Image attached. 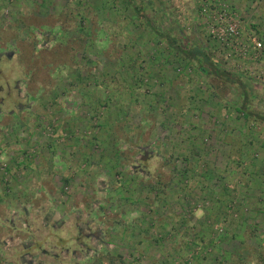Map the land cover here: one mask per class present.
<instances>
[{"label":"rangeland","instance_id":"374dc122","mask_svg":"<svg viewBox=\"0 0 264 264\" xmlns=\"http://www.w3.org/2000/svg\"><path fill=\"white\" fill-rule=\"evenodd\" d=\"M158 1L253 115L122 0H0V264L34 239L38 264H264V0ZM223 8L253 60L212 38Z\"/></svg>","mask_w":264,"mask_h":264},{"label":"trees","instance_id":"16d2710c","mask_svg":"<svg viewBox=\"0 0 264 264\" xmlns=\"http://www.w3.org/2000/svg\"><path fill=\"white\" fill-rule=\"evenodd\" d=\"M122 1H124L128 7L132 8L137 17L144 19L147 26H150V29L157 37L165 39L169 45H172L176 52L182 55L184 60H195L199 66V69H202L208 75L216 77L230 86L239 89L241 105H238L236 108L238 110L243 109L247 116L253 115V112L247 107L248 99L251 97L252 93L251 89L246 86V81L252 80L250 76L244 75L237 70H227L225 66L221 65L218 58H216L211 51L204 50L199 45L191 42L188 36L184 34V32L179 28L177 21L172 16L167 15L166 7L162 2L158 0H152L153 4L154 2L157 3L155 11L158 18L155 19L146 12L145 4L149 0ZM165 19L169 23L173 34L168 32V30H166L164 27ZM260 118L264 121V116H261ZM60 230L61 228L56 230L55 234H52V238H55L56 243L63 244L65 238L58 237L60 234H62V231ZM73 239H75V241L80 240V235L74 236Z\"/></svg>","mask_w":264,"mask_h":264},{"label":"built area","instance_id":"2783aa9c","mask_svg":"<svg viewBox=\"0 0 264 264\" xmlns=\"http://www.w3.org/2000/svg\"><path fill=\"white\" fill-rule=\"evenodd\" d=\"M229 13L227 8H223L217 17L213 16V20L209 23L212 38H216L221 44L231 45V52L238 51L243 58L253 60L255 54L263 50L262 41L257 36H249L247 42L241 43L242 31L239 22Z\"/></svg>","mask_w":264,"mask_h":264},{"label":"flooded vegetation","instance_id":"af4514ba","mask_svg":"<svg viewBox=\"0 0 264 264\" xmlns=\"http://www.w3.org/2000/svg\"><path fill=\"white\" fill-rule=\"evenodd\" d=\"M49 241L53 243L51 240ZM39 243L40 241L36 239L28 243H21L20 241L17 243L18 245L22 244L23 251H20V257L23 258V262H25L26 264H38L37 262H35V259L37 257V251H39V249H43L44 251L46 250L45 248H41ZM53 247H55V244H53ZM48 251L50 252V250ZM26 255H29L30 258L26 259Z\"/></svg>","mask_w":264,"mask_h":264},{"label":"crops","instance_id":"0c3cea01","mask_svg":"<svg viewBox=\"0 0 264 264\" xmlns=\"http://www.w3.org/2000/svg\"><path fill=\"white\" fill-rule=\"evenodd\" d=\"M230 70V69H229Z\"/></svg>","mask_w":264,"mask_h":264}]
</instances>
